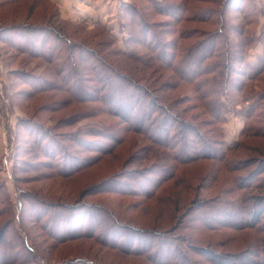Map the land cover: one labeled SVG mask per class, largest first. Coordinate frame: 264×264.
<instances>
[{
  "label": "rangeland",
  "instance_id": "374dc122",
  "mask_svg": "<svg viewBox=\"0 0 264 264\" xmlns=\"http://www.w3.org/2000/svg\"><path fill=\"white\" fill-rule=\"evenodd\" d=\"M62 1L64 0H0V183L7 192V197H1L5 200L0 201V224L3 226L5 221H10L11 228L13 227L5 231V237L9 240L4 238L0 247L11 245L10 249L4 246L5 251L24 259L19 248L23 249L20 242L27 241L29 246L36 247L32 252L36 256L33 258L36 259V264H72L76 259H81L82 262L78 263L83 264L85 261L92 264H152L153 258L149 257V253H123L120 247L126 246L123 243L125 240H121L123 238L120 236L122 229L134 226L143 230L153 228L164 233L172 230L171 233L181 235L179 242L183 246L187 245V242L203 244L218 253H239L251 242H257L260 235L249 230L234 232L219 228L207 231L204 226L195 227L199 225L198 222L190 223L183 217L190 212L196 201L209 199L226 189L235 190L236 178L249 169L258 167L255 164L242 169L243 163L264 159V136H247L249 130L250 135H253L252 130L257 126L254 121L248 123L246 135L239 138L245 127L242 116H239L240 111L248 107L245 97L264 89V74L251 77L247 74L248 69L258 64L262 58L261 45L255 42L245 45L238 53V57L242 59L236 66L239 72L234 74L235 82L230 90L231 104L227 105L225 121L219 126L228 146L240 139L239 147L229 154L233 160L230 167H234V170L227 172L219 165L206 162L178 166L175 169V180L164 182L150 193V197L145 198L140 194L128 193L134 189L131 186L124 187L122 184L126 182L119 184L118 181H121L123 176H131L136 170L162 166L164 161L154 160L148 149H157L161 154H165V151L153 148L148 140L128 131L125 123L117 115L106 112L98 100L74 101L63 88L61 81H58V64L52 67L50 61L39 58L38 48L34 49L32 46L41 36L36 33L24 35L20 28L29 26L54 29L58 36L63 38V45L66 40V49L69 46L70 50H74L71 45L75 47L72 61L83 60V52L78 50L80 45L89 47L97 52L106 64L110 63L113 71L124 73L130 79L148 87L155 84V91L164 97L174 99L188 96L187 102L181 106L186 107L195 101L193 92L187 85L179 84L170 72L161 69L157 71L156 67H144L118 52H129L125 48L127 34L122 28L126 20L124 13L129 5L135 7L156 27L162 26L163 22L170 18L154 9L148 0H68L65 9L60 4ZM172 1L179 0L162 2L170 5ZM186 3L187 8L191 10L213 6L212 3L200 0H187ZM247 4L254 12L256 23L249 21V16L242 19L234 8L229 9L227 16L229 21L242 23L241 27L250 26L245 28L247 31L252 28L257 30L254 34L248 33L255 37L264 23V0H247ZM181 25L187 30H207L213 27L207 23L189 21ZM46 34L42 36L50 42V37L53 36ZM25 40L31 43V47L23 46L26 45ZM130 47H134L137 53H146L139 42L131 44ZM30 48L34 49L33 53L36 55L29 53ZM62 65L67 64L62 62ZM83 65H87V68H83V74L90 76L93 71L88 67L94 66L95 63L92 59L84 57ZM65 73L63 75L66 77ZM104 74L110 77L108 73ZM63 75H60V78ZM111 79L115 82L113 77ZM42 85L46 88L39 89ZM33 86L38 89L35 90ZM193 107L191 112L200 113L201 119L208 117L200 108H195V105ZM19 120L42 125L44 130L50 131L56 137V152L65 151L63 154L69 156L49 159L37 151L32 156L25 155L23 150L27 149V144H30L33 137L23 128H18V134L16 126ZM113 138L117 141L112 143L110 141ZM17 147L20 150L16 151ZM104 150L108 152H103ZM19 159L28 162H21ZM46 161H50V165L44 164ZM63 162L71 163L70 168L73 170L70 174L57 173L59 168L62 170ZM206 174L215 178V182H211V177L206 180L211 183L209 187L204 181ZM119 190L125 194H119ZM22 194L33 197V202H28L26 206L23 204L22 215L20 213L17 220V203L23 201ZM231 195L237 197L236 194ZM36 199H42L40 204ZM62 205L64 207L60 208ZM208 212L209 210L204 208L202 213L208 217ZM45 213L55 217L64 214L70 223L67 220L65 222H68L70 227L58 217H53L56 223L50 225L47 218L42 217ZM29 215H32V219ZM231 215L226 217L233 218ZM85 217H89V220ZM36 218L41 219V222ZM89 221L93 224L92 232L95 236H64L72 231V227L75 229L73 233L84 232ZM21 225L25 231L19 228ZM112 228L115 233L110 234ZM116 233L117 236H114ZM13 234L18 238L12 239ZM105 234L108 235L105 239L109 243L102 245L103 237L100 236ZM157 241L164 242L161 237ZM143 245L147 247L149 244ZM1 250L0 258L1 253H4Z\"/></svg>",
  "mask_w": 264,
  "mask_h": 264
},
{
  "label": "trees",
  "instance_id": "16d2710c",
  "mask_svg": "<svg viewBox=\"0 0 264 264\" xmlns=\"http://www.w3.org/2000/svg\"><path fill=\"white\" fill-rule=\"evenodd\" d=\"M148 1L154 9L170 19L164 21L162 26L156 27L153 23L147 21L135 7L128 4V10H125L124 13L126 20L122 28L127 34L125 48L129 52H118L123 56L125 55L130 61L141 63L144 67L150 66L152 69L156 67L158 68L157 71L161 69L173 74L179 84L187 85L192 90L194 104L181 107L182 103L187 102V99H189L188 96L174 99L164 97L155 91V84L148 87L137 80L130 79L124 73L113 71V67L109 65L110 63L106 64L97 52L80 45L78 50L83 52L84 57L89 60L92 59L95 63L94 66L88 67L94 75L92 73L87 77L83 74V68H87V65H83L84 57L81 56L83 60L80 61V58V62L78 60L72 61V57L75 56V47L71 45L74 50H70L69 46L66 49L64 47L67 46L66 40L64 39L65 45H63V38H60L54 29L46 27H44L45 29L29 28V26L20 28L23 30L22 34L24 35L26 33H36L41 36L32 46L34 49L38 48L39 58L50 61L52 67L58 64L56 68L58 81H61L63 88L69 92L74 101L98 100L106 112L117 115L125 123L128 131L135 132L148 140L152 147L154 146L153 148H160L165 151V154H161L157 149L151 151L148 149L154 160L165 162L161 163L162 166L149 167L143 171L136 170L134 173L130 172L131 176H123V179L118 181L119 184L126 182L122 186H131L134 189L128 193L140 194L145 198L150 197V193L164 182L176 178L175 169L178 166L206 162L211 165H219L227 172L234 170V167H230L233 160L230 159L229 154L239 147L240 139L232 146H228L219 126L225 121V114L228 110L227 105L231 104L232 95L230 90L234 86V74L237 75L239 72L236 66L242 59L238 57V53L242 51L245 45L255 42L259 43L262 48V58H260L258 64H254L248 69L247 74L250 77L255 76V74H264V23L260 26L258 34L251 37L248 33L254 34L257 30L252 28L247 31L245 28L250 26L241 27L242 23L229 21L227 16L229 9L234 8L236 14L240 15L242 19L249 16V21L256 23L254 12L248 6L247 0H200L212 3L213 6L200 7V9L194 8L193 10L187 8V0L172 1L170 5L163 3V0ZM187 12H190V14H187ZM185 21L207 23L213 25V27L207 30L199 28L187 30L181 25ZM128 27L132 28L128 29ZM102 29L106 34L108 33L103 27ZM43 34L53 36L50 37V42L42 36ZM168 36L170 37L168 38ZM138 42L143 46L146 53H137L133 49L134 47H130L131 44L134 45ZM24 43L26 45L23 46L31 47L28 40H25ZM60 45L62 46L59 47ZM30 49L29 53L36 55L33 53L34 49ZM62 62L67 65L63 66ZM64 73L67 75L66 77L63 75ZM104 73H108L110 77ZM60 75H63L62 78H60ZM111 77L114 78L115 82H112ZM47 82L50 83L48 80ZM33 88L35 89L34 86ZM43 88L46 87L39 86V89ZM37 89L36 87L35 90ZM245 98L248 107L240 111L241 115L239 116H242L245 127L239 138L246 135L248 123L252 121L257 126L252 130L253 135H250L251 130H249L247 136H264V89L256 91ZM193 105L196 106L195 108H200L202 113L208 117L201 119L200 113L191 112L194 110ZM16 128L17 131L18 128H23L30 137H33L30 144H27V149L24 148L23 150L25 155L32 156L37 151V153L49 159H57L62 155L69 156L63 154L65 151H61L62 153L56 152V137L50 131L44 130L42 125L19 120ZM113 141L116 142L117 140L113 138L110 142L113 143ZM18 150H20L19 147L16 148V151ZM103 152L108 151L104 150ZM19 160L28 162L25 159ZM44 164L50 165V161H46ZM70 164L63 162L62 170L59 168L57 173L70 174L73 170L72 167L70 168ZM243 164L242 169L255 164L258 167L249 169L236 178L235 190L226 189L209 199L196 201L190 212L185 214L183 218L190 223L198 222L199 225L195 227L201 225L207 231L219 228L234 232L249 230L260 235L257 242H251L245 250L239 253L222 251L218 253L209 250L203 244L195 245L187 242V245L183 246L179 242L181 235L177 236L171 233L172 230L164 233L153 228L143 230L134 226H127L126 229L121 228L120 236L123 238L121 240H125L123 243L126 247H120V249L125 254L149 253L151 254L149 257L153 258L152 264H203V262L212 264H264V159L262 161L252 160ZM210 177L206 174L204 181H208ZM211 180V182H215L214 177H211ZM206 184L207 187L211 186L209 182H206ZM5 189L0 183V201L5 200L1 199L4 195L7 197ZM229 192L233 196L236 194L237 197H231L232 195ZM120 193L125 194L124 191L119 190ZM22 197L23 201L17 203L19 208L16 216L17 220H19L20 213L22 215L23 206L28 205V202H33V197H30V195L22 194ZM34 197L37 198V196ZM41 200H37L38 204ZM6 201L8 202V199ZM9 203H11L10 200ZM63 207V205L60 206V208ZM204 208L209 210L206 214L210 218L203 215ZM86 215L91 214L86 213ZM227 215H231L233 218H227ZM29 216L32 219V215ZM44 216L47 218V222H50V225L56 223L53 221L55 215L51 216L50 213L49 215L45 213L42 217ZM57 217L64 222L66 220L69 222L64 214H59ZM36 220L41 222L39 218H36ZM86 220H89V217ZM68 222L65 223L70 227ZM89 223L84 232L73 233L75 229L72 227V231L67 232L64 236L74 235L75 238L84 235L85 237L86 235H89L88 237L95 236V233L92 232L93 224L90 223L89 225ZM94 227L97 229L96 226ZM10 228V221H5L3 226L2 223L0 224V244L4 243V238L9 240L5 237V231ZM19 228L25 231L22 225ZM176 229L178 228H174V230ZM110 230V234L115 233L112 231L113 228ZM106 236L108 237L107 234L100 236L103 237L101 244L109 243L106 242ZM114 236H117V233ZM14 237L17 236L13 234L12 239ZM127 237L129 239H125ZM160 237L163 238V243L157 241ZM143 243L149 245L144 247L145 245L142 246ZM4 246H6V249L12 248L11 245L7 244L3 245L2 248L0 247L3 250L1 251L4 252L1 253L0 264H36V259H33L36 256L32 254L33 249H36V247L29 246L27 241L20 242L23 249L19 248V250L24 259H19L14 253L6 252ZM127 247L131 249H127ZM138 248L139 250H137ZM195 256H198V258H194ZM78 262H82L81 259H76L72 264H83ZM84 264L92 263L85 261Z\"/></svg>",
  "mask_w": 264,
  "mask_h": 264
},
{
  "label": "crops",
  "instance_id": "0c3cea01",
  "mask_svg": "<svg viewBox=\"0 0 264 264\" xmlns=\"http://www.w3.org/2000/svg\"><path fill=\"white\" fill-rule=\"evenodd\" d=\"M67 1H68V0H66V1L64 0V1H62V2L60 3V4L62 5V8H63V9L67 8ZM3 143H4V142H3ZM3 143H2V144H3ZM3 146H4V145H3ZM4 147H5V146H4Z\"/></svg>",
  "mask_w": 264,
  "mask_h": 264
},
{
  "label": "built area",
  "instance_id": "2783aa9c",
  "mask_svg": "<svg viewBox=\"0 0 264 264\" xmlns=\"http://www.w3.org/2000/svg\"><path fill=\"white\" fill-rule=\"evenodd\" d=\"M5 150H6V148H5ZM6 153V152H5Z\"/></svg>",
  "mask_w": 264,
  "mask_h": 264
}]
</instances>
